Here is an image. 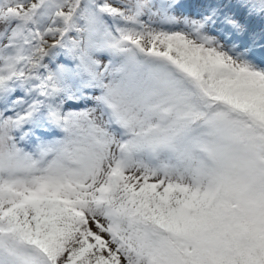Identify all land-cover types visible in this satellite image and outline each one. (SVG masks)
Wrapping results in <instances>:
<instances>
[{"label":"snow or ice","instance_id":"obj_1","mask_svg":"<svg viewBox=\"0 0 264 264\" xmlns=\"http://www.w3.org/2000/svg\"><path fill=\"white\" fill-rule=\"evenodd\" d=\"M0 264H264V0H0Z\"/></svg>","mask_w":264,"mask_h":264}]
</instances>
